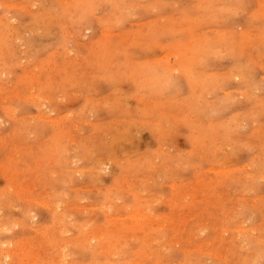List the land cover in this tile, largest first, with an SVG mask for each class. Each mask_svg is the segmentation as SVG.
<instances>
[{"label":"rangeland","instance_id":"obj_1","mask_svg":"<svg viewBox=\"0 0 264 264\" xmlns=\"http://www.w3.org/2000/svg\"><path fill=\"white\" fill-rule=\"evenodd\" d=\"M0 250L264 264V0H0Z\"/></svg>","mask_w":264,"mask_h":264},{"label":"bare ground","instance_id":"obj_2","mask_svg":"<svg viewBox=\"0 0 264 264\" xmlns=\"http://www.w3.org/2000/svg\"><path fill=\"white\" fill-rule=\"evenodd\" d=\"M30 98H31V97H30ZM8 117H9V116H8ZM30 188H31V187H30ZM119 190H120V189H119ZM144 200H145V199H144ZM94 207H95V206H94ZM106 210H107V209H106ZM136 214L140 215L138 212H137ZM136 216H137V215H136ZM136 216H133V215H132L131 217H132V218H133V217L135 218ZM140 216H141V215H140ZM140 216L137 217V218H140ZM142 217H144V216L142 215L141 218H142ZM141 218H140V219H141ZM145 218H146V217H145ZM145 218H144V219H145ZM146 219H147V218H146ZM141 221H142V220H141ZM62 222H63V221H62ZM162 225H163V224H162ZM32 227H33V226H32ZM117 227H118V226H117ZM109 232H110V231H109ZM92 233H93V232H92ZM105 233H106V232H105ZM96 234H97V233H96ZM113 234H115V233H113ZM85 235H86V234H85ZM56 236H57V235H56ZM91 236H92V235H91ZM98 237H99V236H98ZM85 239H86V238H85ZM109 240H110V239H109ZM69 243H70V242H69ZM105 244H106V243H105ZM110 245H111V244H110ZM65 250H66V249H65ZM110 250H111V249H109V251H110ZM0 251H1V250H0ZM60 251H61V250H60ZM21 252H22V251H21ZM64 252H65V251H64ZM15 253H16V252H15ZM17 253H18V252H17ZM103 253H104V252H103ZM7 255H8V253H7ZM4 259H5V258H4ZM47 262H48V261H47ZM63 264H64V263H63Z\"/></svg>","mask_w":264,"mask_h":264}]
</instances>
